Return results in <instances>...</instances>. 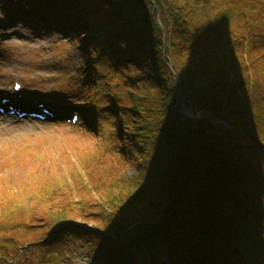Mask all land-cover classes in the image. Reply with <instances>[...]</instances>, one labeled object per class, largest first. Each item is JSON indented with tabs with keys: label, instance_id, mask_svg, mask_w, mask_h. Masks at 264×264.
Returning a JSON list of instances; mask_svg holds the SVG:
<instances>
[{
	"label": "trees",
	"instance_id": "trees-1",
	"mask_svg": "<svg viewBox=\"0 0 264 264\" xmlns=\"http://www.w3.org/2000/svg\"><path fill=\"white\" fill-rule=\"evenodd\" d=\"M30 3L86 30L79 48L96 92L77 124L133 173L98 180L101 158L87 156L88 181L74 167L41 183L14 178L0 193V264H58L77 243L91 264H220L228 241L263 264L264 0ZM172 72L201 119L175 110Z\"/></svg>",
	"mask_w": 264,
	"mask_h": 264
},
{
	"label": "rangeland",
	"instance_id": "rangeland-1",
	"mask_svg": "<svg viewBox=\"0 0 264 264\" xmlns=\"http://www.w3.org/2000/svg\"><path fill=\"white\" fill-rule=\"evenodd\" d=\"M11 1L0 0V98L7 96L14 102L30 106L36 102L44 103L61 116L37 121L0 115V193L8 194L9 182H13L14 178L19 184L32 177L41 183L50 177L60 178L71 173V167L82 176L83 181H88L89 177L81 173L78 165V161L87 156L101 158V165L95 169L98 172L94 175L96 178L103 179V175L110 174L131 176L133 168L119 158L98 152L101 150H98L100 144L97 140L85 134L80 129L81 125H73L66 119L67 114L78 113L81 105L83 107L88 103L89 96L96 92V88L92 90L95 86L89 83L87 73H84L83 67L88 60L79 48L85 44L80 33L86 30L80 25L69 26L70 20L64 21L63 26H57L48 22L42 12L27 15L22 13L21 7L16 9ZM23 1L31 4L30 0ZM33 16L39 20H34ZM102 56L104 53L101 51L99 57ZM14 81L22 86L18 93L12 90ZM103 92L100 91L101 94ZM44 167H49L51 171L42 172ZM90 168L93 169V165ZM24 173L26 175L22 177ZM78 183L83 182L79 180ZM82 193L87 196V192ZM252 233L250 228H243L240 234L251 240L248 243L252 245ZM260 237V232H257L254 245ZM226 244L228 249L220 264H257L259 257L251 255L249 246L243 244L241 247L235 241ZM237 248L243 256L235 254ZM248 252L250 254L246 256ZM33 253L30 252L27 258L34 257ZM63 255L65 258L58 264H91L92 261L86 255V246L79 243Z\"/></svg>",
	"mask_w": 264,
	"mask_h": 264
},
{
	"label": "water",
	"instance_id": "water-1",
	"mask_svg": "<svg viewBox=\"0 0 264 264\" xmlns=\"http://www.w3.org/2000/svg\"><path fill=\"white\" fill-rule=\"evenodd\" d=\"M163 41H165V36H164ZM172 75H173V79L175 81V83H174L175 99H176L175 104H174L175 110L180 105V108H181V111L179 112L180 114H182V115H184L190 119H201L202 117H204L205 114L201 113L199 110H194L192 105H191V101L189 100V98L184 97V95L182 94V92H181V78L173 72H172ZM181 100H183V103L179 104ZM212 121L214 123L220 122V123L225 124L224 121L219 120V119H212ZM174 197H175L174 193L166 195L165 199L162 202L160 212L157 214V217L155 218V220L151 221V223L157 222L158 219L163 214V212L167 209V198L173 199ZM81 225H83V224H81Z\"/></svg>",
	"mask_w": 264,
	"mask_h": 264
},
{
	"label": "bare ground",
	"instance_id": "bare-ground-1",
	"mask_svg": "<svg viewBox=\"0 0 264 264\" xmlns=\"http://www.w3.org/2000/svg\"><path fill=\"white\" fill-rule=\"evenodd\" d=\"M16 16V15H15Z\"/></svg>",
	"mask_w": 264,
	"mask_h": 264
}]
</instances>
